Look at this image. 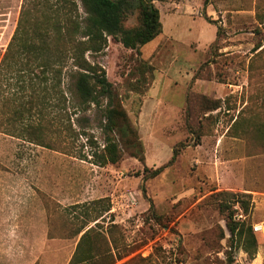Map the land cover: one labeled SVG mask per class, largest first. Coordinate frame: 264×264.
I'll use <instances>...</instances> for the list:
<instances>
[{"label":"rangeland","instance_id":"1","mask_svg":"<svg viewBox=\"0 0 264 264\" xmlns=\"http://www.w3.org/2000/svg\"><path fill=\"white\" fill-rule=\"evenodd\" d=\"M180 1L155 0L166 31L140 54L110 37L88 56L116 88L143 162L119 143L118 163L95 164L102 113L74 115L69 68L72 129L57 106L32 120L56 150L0 126V264H70L83 226L98 241L86 264H264V146L253 133L264 125V0ZM22 4L0 0V64ZM124 25H139L136 13ZM2 106L0 97V118ZM230 215L252 226L253 258L231 235Z\"/></svg>","mask_w":264,"mask_h":264},{"label":"trees","instance_id":"2","mask_svg":"<svg viewBox=\"0 0 264 264\" xmlns=\"http://www.w3.org/2000/svg\"><path fill=\"white\" fill-rule=\"evenodd\" d=\"M78 1L85 17L79 14ZM78 1L23 0L15 33L0 64V97L4 108L0 118V126H4L1 132L56 150L46 141L47 128L34 125L32 120L36 111L43 117L44 110L57 106L61 121H68V127H72L68 112L70 100L62 88L64 71L69 68L68 89L75 101L74 115L85 113L92 106L102 113L104 145L99 148L95 143L98 148L93 156L95 164L104 167L118 163L122 157L120 144L134 149L132 157L143 162L144 152L138 133L116 88L108 80L106 70L89 57L102 55L110 37L124 48L140 54L142 47L163 33L160 10L155 0ZM133 13H136L139 25L126 28L124 24ZM53 94L58 98L56 104L51 103ZM219 108V102H215L212 110ZM253 133L264 146V125ZM176 155L175 151L170 164ZM160 171H155L154 175ZM229 195L235 197L238 194ZM153 209L151 204L150 210ZM233 220L234 215L228 216L231 235L244 239V249L253 258L257 253V241L252 226ZM85 229L83 226L75 233L77 237L83 234L70 264H86L94 259L92 253L98 241L91 229Z\"/></svg>","mask_w":264,"mask_h":264},{"label":"crops","instance_id":"3","mask_svg":"<svg viewBox=\"0 0 264 264\" xmlns=\"http://www.w3.org/2000/svg\"><path fill=\"white\" fill-rule=\"evenodd\" d=\"M170 3V2H169ZM180 3H181V5H183L184 3H185V1L183 0H181L180 1ZM170 5H175L176 7H180V4H178L176 1H172V3H170ZM183 7L181 6V9H182ZM179 16H182V15H179ZM204 20V19H203ZM162 21V20H161ZM162 24H163V32H165L166 31V25L162 22ZM175 24H177V22L175 23ZM174 24V25H175ZM175 27V26H174ZM216 37H217V33H216V36H215V38H212L206 45H210L215 39H216ZM228 162H232V161H228ZM223 163H225V162H223ZM222 161L220 160V163H219V170H218V173L221 175V173H223L224 172V170H223V166H222ZM249 192H252V191H250L249 190Z\"/></svg>","mask_w":264,"mask_h":264},{"label":"built area","instance_id":"4","mask_svg":"<svg viewBox=\"0 0 264 264\" xmlns=\"http://www.w3.org/2000/svg\"><path fill=\"white\" fill-rule=\"evenodd\" d=\"M254 230L255 232H260V231H263V227L261 225H256L254 226Z\"/></svg>","mask_w":264,"mask_h":264}]
</instances>
